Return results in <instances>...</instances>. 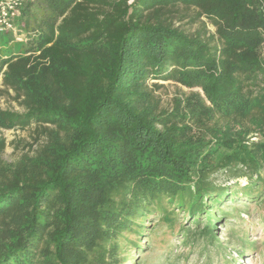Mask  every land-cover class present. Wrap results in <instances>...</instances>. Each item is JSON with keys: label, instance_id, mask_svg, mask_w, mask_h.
I'll return each instance as SVG.
<instances>
[{"label": "trees", "instance_id": "trees-1", "mask_svg": "<svg viewBox=\"0 0 264 264\" xmlns=\"http://www.w3.org/2000/svg\"><path fill=\"white\" fill-rule=\"evenodd\" d=\"M15 26L0 82L20 110L0 109V130L34 125L42 141L8 163L0 140V264H87L98 249L116 264L121 239L137 250L128 236L176 213L214 244L235 211L222 208L256 201L264 0H27ZM155 81L188 93L164 108ZM221 171L249 183L218 186Z\"/></svg>", "mask_w": 264, "mask_h": 264}, {"label": "rangeland", "instance_id": "rangeland-1", "mask_svg": "<svg viewBox=\"0 0 264 264\" xmlns=\"http://www.w3.org/2000/svg\"><path fill=\"white\" fill-rule=\"evenodd\" d=\"M206 24L207 30L213 32L214 29L206 19H201ZM184 28L188 32L197 29L198 24L188 25L184 21ZM179 24L176 23V26ZM157 83L160 87L155 94L160 98L161 105L164 108L171 106V100L180 93H188V90L180 87L172 82L155 81L149 82V85ZM0 109L19 111L20 108L13 100V94L6 92L1 87L0 82ZM39 132L34 125L19 130H0V140L4 142L2 159L8 163L16 161L21 155L28 153L33 154L41 143L38 140ZM251 142H255L256 138L252 137ZM224 171L214 174L210 178L211 182L220 186H231L239 184L246 187L249 183L247 177H240L236 180L227 179ZM254 180L255 176L252 177ZM264 180V172L261 173ZM260 190L259 197L256 201L244 203H227L222 209L235 208L231 217L222 219L216 224L214 233L218 237L214 244H205L199 239L196 228L193 223L183 220L180 213H176L177 220L173 227H167L161 223L156 216L150 217L144 222L143 234L141 238L128 236L129 240L138 242L137 250L129 251L130 245L127 241L120 240V250L116 264H129V260L133 259L130 264H264V186L257 189ZM191 222V220H190ZM201 222V220L199 221ZM225 222V223H223ZM189 227V239L184 244L181 239V227L186 229ZM246 234L247 239L240 241V235ZM254 245V246H248ZM108 248V246H106ZM105 247V248H106ZM101 250H97L91 254L87 264H113L109 259L102 258Z\"/></svg>", "mask_w": 264, "mask_h": 264}, {"label": "built area", "instance_id": "built-area-1", "mask_svg": "<svg viewBox=\"0 0 264 264\" xmlns=\"http://www.w3.org/2000/svg\"><path fill=\"white\" fill-rule=\"evenodd\" d=\"M27 0H0V34L12 33L16 37L15 22L19 18L23 4ZM132 0H129V3ZM15 40L20 42L21 37Z\"/></svg>", "mask_w": 264, "mask_h": 264}, {"label": "bare ground", "instance_id": "bare-ground-1", "mask_svg": "<svg viewBox=\"0 0 264 264\" xmlns=\"http://www.w3.org/2000/svg\"><path fill=\"white\" fill-rule=\"evenodd\" d=\"M248 264H252V262L248 263Z\"/></svg>", "mask_w": 264, "mask_h": 264}]
</instances>
